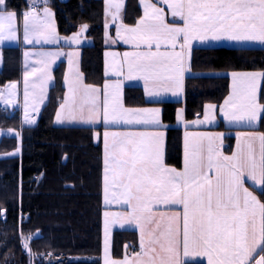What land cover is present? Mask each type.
Returning <instances> with one entry per match:
<instances>
[{"label": "snow or ice", "instance_id": "obj_1", "mask_svg": "<svg viewBox=\"0 0 264 264\" xmlns=\"http://www.w3.org/2000/svg\"><path fill=\"white\" fill-rule=\"evenodd\" d=\"M48 2L30 0L29 9L22 13L24 42L56 44L64 39L66 43L79 45L88 25H81L80 32L71 37H60ZM162 2L170 9L173 23L168 22L163 8L145 0L144 16L137 25L129 27L121 22L117 29V37L134 45L136 51L123 53L124 63L119 64L116 74L127 80H143L149 97L169 93L179 96L183 92L184 74L190 71L194 42L264 43V0ZM122 6V0H108L113 22L119 18ZM177 19L182 23H176ZM18 31L17 13L7 10V0H0V44L19 39ZM108 39L117 42L111 36ZM141 45L145 50H140ZM162 47L166 50L161 51ZM61 55L69 57L71 71V57L76 52L25 53L26 57L36 56L40 67H33L24 77L23 123H35L28 109L31 107L36 112L44 102L46 85L53 79L51 66ZM37 73L40 78L33 81L30 92L28 77ZM231 76L232 93L220 109L223 117L230 124L251 125L260 121L264 118V103L259 101L258 90L264 81V71L233 72ZM67 83L69 95L59 105L56 123L163 127L160 108L123 106L122 81L104 85L102 106L100 89L85 84L80 73ZM9 88L8 98L0 96L6 105L14 104L17 95L16 83ZM111 88L116 90L114 96L108 93ZM80 93L84 102L77 107L76 98ZM215 113L216 105L209 104L204 119L193 123H212ZM180 119H183V110ZM9 133L13 134L11 130ZM223 137V133L186 132L184 167L177 170L164 162L163 132L104 133L105 202L120 205L122 209L104 213V264H187V258L193 256L205 257L207 264H264V201L245 186L247 177L264 194V132L239 133L243 140L232 155H225L221 150ZM109 225L137 227L139 251L126 254L121 260L111 258ZM29 239L25 238V249L29 247Z\"/></svg>", "mask_w": 264, "mask_h": 264}, {"label": "trees", "instance_id": "obj_2", "mask_svg": "<svg viewBox=\"0 0 264 264\" xmlns=\"http://www.w3.org/2000/svg\"><path fill=\"white\" fill-rule=\"evenodd\" d=\"M30 0H7V10L21 15ZM58 32L68 36L88 25L93 44L85 46L81 70L88 84L105 81V0H49ZM141 15L139 0H127L125 22L134 24ZM191 69L199 73L186 82L185 113L193 120L211 102L219 105L229 93L230 71H264V48H196ZM66 63L54 70L55 84L35 126H22L18 111L0 107V264H31L23 254V239L33 249L94 256L92 261L68 264H101L103 248V145L96 140L100 128L55 126L54 119L65 97ZM220 73L221 75H212ZM22 77V48H3L0 88ZM129 106H144L141 88L126 90ZM262 101L264 102V89ZM179 102H164L163 119L175 123ZM224 128L222 124L218 126ZM19 133L17 137L9 133ZM258 130L264 132V118ZM5 132V133H4ZM230 147L233 139H230ZM19 149V152H17ZM17 152L16 155L11 153ZM183 130L168 129L166 161L181 168ZM264 201V194H261ZM136 240L135 231L118 230L113 254L121 256Z\"/></svg>", "mask_w": 264, "mask_h": 264}, {"label": "crops", "instance_id": "obj_3", "mask_svg": "<svg viewBox=\"0 0 264 264\" xmlns=\"http://www.w3.org/2000/svg\"><path fill=\"white\" fill-rule=\"evenodd\" d=\"M107 4V8L105 11V48L103 51V59H104V75H105V81L103 82L102 85L96 86L93 85L97 88L100 89V98H99V103L102 106L103 100H104V94H105V89L104 85L110 84L114 85L117 81H122V86L120 89V100L125 108L129 109H139V108H160L161 109V122L163 124V127H158V126H153V125H142V124H109L105 125L103 122L97 123V124H85L81 122H71V123H64V124H59L56 123V120L54 119V125L55 126H89V127H94V128H100V131L97 132L99 133V136L96 134V140L98 142H101L103 145V157H104V151H105V146H104V133L105 132H142V131H160L164 133V141L162 145V151H163V157H164V162L167 166L175 168L177 170H182L184 167V159H185V133H210V134H215V133H223V144L221 146V150L225 155H232L236 151V146L238 143L242 142L243 138L239 137V133L241 132H250V131H258L261 120L258 122H255L251 125L248 124H230L224 117L220 109L224 105V101L228 98V96L232 93V76L231 74L233 72L237 73H244V72H261V70H250V71H230V72H225L221 74H225L229 76L230 78V84H229V93L225 97V99L219 104L215 103H207L204 106V111L201 115L196 117L193 120H187L186 119V113H185V98H186V82L187 78L189 76H197L199 73L192 71L191 69V62H192V55H191V62H190V71H186L184 74V89L183 92L179 96H173L172 94H166L161 97H149L146 94L145 87H144V82L143 80H127L123 76H118L116 74V70L119 67V64L124 63L123 61V53L125 52H133L136 51L134 45L132 44H126L123 39H120L117 37V29L119 27V24L122 22L124 25H127L129 27H135L138 23V21L143 18L144 16V3L145 0H139V5L141 8V15L139 19L134 23V24H129L125 22V10H126V4L127 0H122V9L119 12V18L117 19L116 22H113L111 19V15L109 14V8H108V0H105ZM148 2L156 4L158 7H161L164 9V12L167 15V20L169 23H173L174 20L170 15V9L168 8L167 5H165L162 0H148ZM52 12L54 13V10L51 8ZM112 12H115V9H111ZM18 20L20 18L22 19V14L18 15ZM54 21L56 25V29L58 32V26L56 22V17L54 13ZM176 23H182L178 19L175 20ZM89 28L82 34L80 37L81 43L79 45L76 44H69L66 43L64 39H61L59 43H33V44H28L26 46L23 40V34L22 37L20 38V45H16L18 47L22 48V77L19 81H14L8 83L6 86L0 88V96H3L5 98H8V91L10 90L9 86L13 83L17 84V95L15 97V103L14 104H5L3 99H0V107H5L8 110H14L18 111L21 116V125L22 126H35L39 119L40 115L42 113V110L44 107L47 105L49 101V95H50V90L55 84V79H54V70L55 68L62 62L66 63V70H65V78H64V84H65V97L64 100L68 97V83L67 81L69 80H74L75 76L78 73L82 75L83 82L85 84H88L85 81L84 74L81 70V56H82V51L85 46H89L93 44V40L89 37L88 35ZM59 34V32H58ZM77 33L68 35V36H63L60 35V37H71ZM111 36L112 39L116 40V43H112L109 41L108 37ZM8 40H5L2 44L0 45V48L7 47ZM221 47H226V48H264V43L260 42H255V41H229V40H222V41H208V42H194L192 52L196 48H221ZM141 51L145 50L144 46L141 45L140 48ZM155 50V49H153ZM166 50L164 47L161 48V51ZM56 51H61L63 53H69V52H76L77 55L72 56V64H71V71H70V65H69V57L67 55H61L56 62L51 66V72L53 79L48 82L46 85V91H45V100L43 103H41L38 107V110L36 112H32L31 107H29V112L32 114L33 119L35 120L34 124H25L23 123V117H24V77L26 72H30L33 67H40L39 64L36 63L37 57L32 56V57H26L25 53L26 52H56ZM111 53H116V56L110 55ZM3 62V60H1ZM124 71L126 73L127 68L125 65ZM220 73H212V75H221ZM40 78V74L37 73L35 76H29L28 77V82H29V91H32L31 84L33 81H38ZM91 85V84H88ZM129 87H139L142 90L143 96L145 101L149 102V104L144 105V106H129L126 103V90ZM263 89H264V81H261L259 84V90H258V97L260 103H264L262 101V96H263ZM37 94L39 90L37 89ZM108 93L110 96H114L116 93V90L114 88H111L108 90ZM63 100V101H64ZM62 101V102H63ZM83 94L80 93L77 95L76 98V106L78 107L81 103H83ZM164 102H179L181 105L178 107L177 113H176V121L175 123H166L163 119L164 115ZM213 104L216 105V113H215V120L212 123H205V124H194L193 121L197 120H203L204 115L206 113L207 105ZM181 110H183V119H180V113ZM59 111V108L57 109L56 115ZM87 113H85L86 115ZM56 118V116H55ZM222 124L224 128H219L218 126ZM172 127H178L183 130V152H182V166L181 168H176L170 164L167 163L166 161V145H167V136H168V129ZM5 133V132H4ZM110 139V138H109ZM230 139H233V145L230 147ZM258 145V142H257ZM103 177H104V167H103ZM245 186L249 187V190L254 191L255 194L263 201L261 197V191L257 190L260 188L259 185H254L251 180H249L247 177L245 178ZM103 204H104V211L102 215V225H103V248H102V254L100 257L101 264H104V241H105V216L104 213L107 212H119L121 211V206L117 205L115 203L113 204H107L105 202V192H104V180H103ZM176 207V206H173ZM118 230H127V231H135L136 232V240L133 241L131 244L126 245V249L124 253L116 257L113 254V236L114 233ZM108 235V241H109V254L110 257L113 259L121 260L125 257V255H131V253L134 250V247H136V251H139V229L133 225H125L123 228H121L119 225H109V229L107 231ZM111 245V246H110ZM111 247V248H110ZM258 258V257H257ZM187 264H207V259L205 257H190L187 258Z\"/></svg>", "mask_w": 264, "mask_h": 264}, {"label": "built area", "instance_id": "obj_4", "mask_svg": "<svg viewBox=\"0 0 264 264\" xmlns=\"http://www.w3.org/2000/svg\"><path fill=\"white\" fill-rule=\"evenodd\" d=\"M28 244H29L28 249H25L23 245V254L30 259L32 264H68V263H76L80 259L90 260V261L94 260L93 256L84 257V256L69 254L66 252H57L53 250H46L40 252L32 249L29 242ZM29 250L31 254H29Z\"/></svg>", "mask_w": 264, "mask_h": 264}, {"label": "rangeland", "instance_id": "obj_5", "mask_svg": "<svg viewBox=\"0 0 264 264\" xmlns=\"http://www.w3.org/2000/svg\"><path fill=\"white\" fill-rule=\"evenodd\" d=\"M48 7H50V5H49V3H48ZM51 8V7H50ZM28 10V9H27ZM26 10V11H27ZM25 12V11H24ZM18 28H19V31H18V36H19V39H17V40H8V42H6L7 43V47H11V46H16V45H20V38L22 37V34H23V30H22V19L20 18V20H18ZM78 32H80V30L79 31H77V32H75V33H78ZM0 45H3V44H0ZM26 46H28V44H25ZM21 48V47H20ZM1 60H3V48H0V69L2 68V66H3V62L1 61ZM2 137H3V132L2 131H0V140L2 139ZM108 229H109V227H108ZM108 233V232H107ZM111 246V245H110ZM111 248V247H110Z\"/></svg>", "mask_w": 264, "mask_h": 264}]
</instances>
